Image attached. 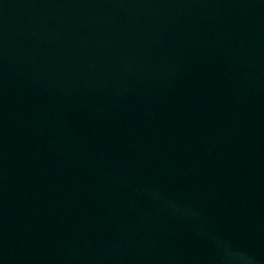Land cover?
I'll list each match as a JSON object with an SVG mask.
<instances>
[{
    "label": "water",
    "instance_id": "water-1",
    "mask_svg": "<svg viewBox=\"0 0 264 264\" xmlns=\"http://www.w3.org/2000/svg\"><path fill=\"white\" fill-rule=\"evenodd\" d=\"M0 264H264V0H0Z\"/></svg>",
    "mask_w": 264,
    "mask_h": 264
}]
</instances>
